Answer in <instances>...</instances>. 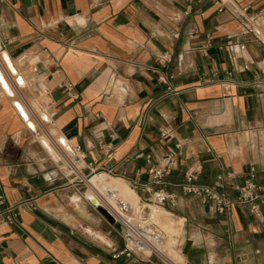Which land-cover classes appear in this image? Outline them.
I'll use <instances>...</instances> for the list:
<instances>
[{
  "label": "crops",
  "instance_id": "crops-1",
  "mask_svg": "<svg viewBox=\"0 0 264 264\" xmlns=\"http://www.w3.org/2000/svg\"><path fill=\"white\" fill-rule=\"evenodd\" d=\"M219 6L218 0H0V57L15 71L13 88L0 61L2 84L12 92L0 79V221L6 206L15 211L12 221L0 223V264H147L114 255L122 247L119 229L89 200L86 165L112 166L109 175L127 183L153 218L144 156L154 163L176 151V142L182 143L177 165L163 177L176 204L156 207L171 253L184 264H264V202L258 215L248 205L217 212L177 186L200 167L198 181L220 178V189L234 196L253 168L264 188V45L249 35L240 38L243 51L224 47L246 22L240 13L264 34V0ZM163 51L171 53L168 62L157 58ZM246 58L250 68L238 71ZM12 60H23L25 74ZM34 75L50 88L52 128L48 140L37 133L41 145L28 141V127L36 131L31 107L8 98Z\"/></svg>",
  "mask_w": 264,
  "mask_h": 264
},
{
  "label": "built area",
  "instance_id": "built-area-1",
  "mask_svg": "<svg viewBox=\"0 0 264 264\" xmlns=\"http://www.w3.org/2000/svg\"><path fill=\"white\" fill-rule=\"evenodd\" d=\"M220 2L219 9L225 2L230 0H218ZM245 7L241 10L245 11ZM246 22L238 33L229 34L224 42V47H229L233 44L238 45L240 50L245 49V43L240 40L241 36L252 35L254 39L258 40L264 45V34L259 26L251 23L244 14L240 13ZM254 19L250 16V20ZM175 34V33H174ZM157 58L163 62H168L171 59L169 51H163ZM251 60H246L236 66L238 71H243L250 68ZM163 82L167 78L160 76ZM33 85L38 94L49 95L50 88L47 82L39 77L33 80ZM67 86H71L69 83ZM170 90V86H167ZM160 137L162 139L170 138V129L168 126L160 128ZM180 142L175 143L176 151H168L163 154L156 162H152L149 154L145 155V161L148 165L147 173L151 179L148 183H143L144 188L150 192L148 202L156 207L163 206L166 202L170 205L176 204V196L174 193L168 191L163 187V177L167 175L176 165L177 158L180 154ZM76 155H74L75 162L81 160L82 156L77 154V147L73 148ZM143 154L137 153L136 156L140 157ZM72 164L77 167L72 161ZM86 167L92 171L87 176L86 182H89L91 175L96 169L91 162H88ZM96 171H103L107 174L113 173L112 166L102 165ZM200 167L191 170L184 178L183 181L177 184L178 188L183 194L195 195L201 199L202 202L208 203V208L217 212H224L231 209L233 205H248L249 211L252 214L258 215L260 213L259 205L264 202V188L255 179L254 169L251 168L248 176L244 179L243 183L236 186V194L231 196L225 191L221 190L222 183L217 179L212 184L202 183L198 181ZM158 185V188L152 189L150 186ZM93 191L99 195L100 203L104 205L114 216L115 220L119 223V233L122 239V247L115 252V256H135L147 264H179L172 258V248L167 243L166 235L160 226L155 223L149 214V207L139 202H130L126 197L119 195L118 191L112 187L106 186L102 190L93 185ZM148 209V211H146ZM15 215L14 206L8 205L3 210V220L12 221ZM0 221V223H1ZM170 250V251H169ZM184 264V263H181Z\"/></svg>",
  "mask_w": 264,
  "mask_h": 264
},
{
  "label": "rangeland",
  "instance_id": "rangeland-1",
  "mask_svg": "<svg viewBox=\"0 0 264 264\" xmlns=\"http://www.w3.org/2000/svg\"><path fill=\"white\" fill-rule=\"evenodd\" d=\"M7 57L5 56H2L0 57V61L4 64V67L6 70L7 67L6 66H10L8 64H6V60ZM8 60V59H7ZM23 60H12V63L13 65L15 66L17 72L19 74H25L24 71L22 69H20V63L25 65V63H22ZM11 67V66H10ZM13 69V68H12ZM13 74H14V70L11 71ZM7 73L6 72V76L9 80V82L11 83V86H13V79L12 77L14 78L13 75H11L12 73ZM2 79H4L3 75L0 74ZM18 78V77H17ZM16 78V80H17ZM36 78V75L34 76H28V77H25V84H23V87L20 89V92H17V90L15 89V91L13 92V95H10L8 98L9 99H15V100H18V101H21L23 102L25 105H29V107H31V113H30V118L34 121L35 125H36V131H32L29 127H28V136H29V139L28 141L31 143V144H37V145H41V143L38 141L40 139V136H43V140H48L46 139V136L45 135V132L49 130V128H52V124L50 122V117L48 115V107H47V102H48V95H42V94H38L34 85H33V80ZM4 81L6 82V80L4 79ZM18 82V81H17ZM20 83V82H18ZM14 88V86H13ZM7 91L10 90L9 87L8 89H6ZM19 103V102H18ZM21 104V103H20ZM42 114L46 115L48 117V120L44 122V120L41 118ZM40 118V119H38ZM37 133H39L40 136L37 135ZM45 136V137H44ZM51 137H54L56 138L55 140L58 142V139H57V136H56V132L53 130V132H51ZM38 138V139H37ZM48 142V141H47ZM49 143V142H48ZM62 146L65 145L64 142H62L61 144ZM53 154H54V157L55 158H60L59 155H58V152L54 149V151H52ZM65 152V151H64ZM68 155V154H67ZM72 158V157H71ZM61 163V162H60ZM77 165L80 164V162H75ZM73 167H67V170H73L72 169ZM96 171H94L93 173L95 174ZM97 173V172H96ZM117 180V179H116ZM112 181V180H111ZM111 182L109 183L108 186L111 187ZM101 187L103 186H98L97 188L100 189ZM113 188V186H112ZM116 189V188H114ZM118 191V189H117ZM119 195L123 196V194H121V192H118ZM92 196V195H91ZM93 200L97 201V203H100L98 202V200L96 199V195L93 193V197H91ZM138 201V200H137ZM132 203H136L135 201H130ZM154 207V205H152ZM156 208V207H155ZM167 218V216H166ZM152 220H154L162 230L164 231H168L163 225L162 223L159 221L158 218L154 217V218H151ZM169 235L167 234L166 235V240H167V243L170 244V238L168 237ZM170 251V250H169ZM179 256V257H178ZM174 257V258H173ZM172 258L176 261V262H179L181 264V256L177 253H172Z\"/></svg>",
  "mask_w": 264,
  "mask_h": 264
},
{
  "label": "bare ground",
  "instance_id": "bare-ground-1",
  "mask_svg": "<svg viewBox=\"0 0 264 264\" xmlns=\"http://www.w3.org/2000/svg\"><path fill=\"white\" fill-rule=\"evenodd\" d=\"M7 62H6V64H8V65H10V62L7 60V59H5ZM12 65V64H11ZM10 65V66H11ZM8 67V66H6L7 67V72H11L13 69V67L11 66V67ZM12 73V72H11ZM13 74V73H12ZM13 76H14V74H13ZM0 79H1V86L5 89V91L8 93V94H12V92H10V91H7L6 90V88H5V84H6V82L4 81V79H2V77H1V75H0ZM14 81H15V83L19 86V84L17 83V81L18 82H20L21 83V81H20V79L19 78H17V81H16V79H14ZM2 83H4V85L2 84ZM16 104V103H15ZM16 107H18V109H19V112L22 114V116L24 117V118H26V119H28V117H27V112H26V110H25V108L23 107V106H21V104H19V103H17V105H16ZM112 180V181H111ZM89 181H90V183H92L93 185H95L96 187H98V186H103V187H101L100 188V190H102L104 187H106V186H108L109 185V183L111 182V187L113 186V188H116V190L118 189V192H121V194H123L124 195V197H126L129 201H135V202H137V195H136V193L133 191V189H131L128 185H127V183H125L124 181H121V180H119V179H117L116 180V178H114V177H112V176H110L109 174H107V173H105V172H97V173H95L93 176H92V178H90L89 179ZM110 187V186H109ZM95 195H96V199H98L99 200V202L101 201V199H100V197H99V195H97L95 192H93ZM92 201L93 202H97V201H95V200H93L92 199ZM107 209V208H106ZM157 208H155L154 207V209L152 210V213H153V218L154 217H156V214L158 213V210H156ZM108 210V209H107ZM109 211V210H108ZM107 211V212H108ZM106 212V211H105ZM106 212V213H107ZM110 212V211H109ZM107 213V217H108V220L110 221V222H112V220H113V216H112V214H111V212L110 213ZM179 257V256H178ZM174 258V257H173ZM180 264V263H179Z\"/></svg>",
  "mask_w": 264,
  "mask_h": 264
},
{
  "label": "water",
  "instance_id": "water-1",
  "mask_svg": "<svg viewBox=\"0 0 264 264\" xmlns=\"http://www.w3.org/2000/svg\"><path fill=\"white\" fill-rule=\"evenodd\" d=\"M89 200L93 203V205L96 207V209L103 215V217L109 222V223H111V224H113L116 228H118L119 229V223H118V221H116L115 220V218H114V216H113V220H112V222H110L109 220H108V217H107V213L109 212L107 209H106V207L104 206V205H102L101 203H97V202H93L92 201V198H89ZM107 213H106V212ZM110 213V212H109Z\"/></svg>",
  "mask_w": 264,
  "mask_h": 264
}]
</instances>
